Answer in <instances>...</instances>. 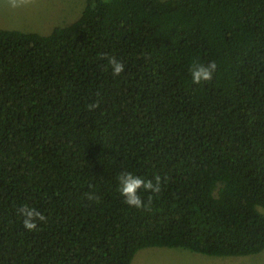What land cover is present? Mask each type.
<instances>
[{
    "label": "trees",
    "instance_id": "1",
    "mask_svg": "<svg viewBox=\"0 0 264 264\" xmlns=\"http://www.w3.org/2000/svg\"><path fill=\"white\" fill-rule=\"evenodd\" d=\"M264 250V0H87L0 28V264Z\"/></svg>",
    "mask_w": 264,
    "mask_h": 264
},
{
    "label": "rangeland",
    "instance_id": "2",
    "mask_svg": "<svg viewBox=\"0 0 264 264\" xmlns=\"http://www.w3.org/2000/svg\"><path fill=\"white\" fill-rule=\"evenodd\" d=\"M87 0H0V28L48 33L74 21ZM131 264H264V250L245 256H207L182 248L146 247Z\"/></svg>",
    "mask_w": 264,
    "mask_h": 264
}]
</instances>
